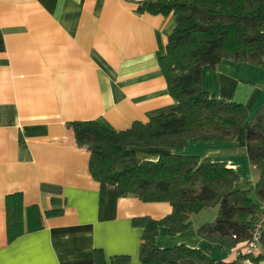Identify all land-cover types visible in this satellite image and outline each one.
Here are the masks:
<instances>
[{
  "label": "crops",
  "instance_id": "crops-1",
  "mask_svg": "<svg viewBox=\"0 0 264 264\" xmlns=\"http://www.w3.org/2000/svg\"><path fill=\"white\" fill-rule=\"evenodd\" d=\"M139 1L0 0V264H91L95 250L106 264L114 256L142 264L143 228L133 218L171 212L167 201L118 196L113 184L101 201L90 152L67 126L95 120L118 131L157 113L181 112L158 63L175 16L136 12ZM201 81L211 97L243 103L249 120L264 103V67L223 59L215 69L204 66ZM164 151L225 162L238 173L239 189H252L258 179L245 147L234 140L189 139L179 149L149 147L137 156L155 160ZM15 192L22 194L25 230L9 242L5 200ZM33 207L41 228L35 227ZM53 208L62 212L46 216ZM203 212L192 214L191 225L175 234L159 226L155 244L183 243L227 264H264L236 261L238 251L200 237L197 228L217 210ZM176 264L202 263L183 258Z\"/></svg>",
  "mask_w": 264,
  "mask_h": 264
},
{
  "label": "trees",
  "instance_id": "trees-1",
  "mask_svg": "<svg viewBox=\"0 0 264 264\" xmlns=\"http://www.w3.org/2000/svg\"><path fill=\"white\" fill-rule=\"evenodd\" d=\"M135 11L175 16L158 63L167 91L179 103L181 112L157 113L118 131L95 120H74L67 126L73 130L77 144L90 152L89 171L99 182L101 201L106 185L113 184L118 196L136 195L145 202L170 203L171 212L160 219L133 218V224L143 228L139 248L142 264H176L183 258L202 264H227L183 243L159 248L155 237L159 226L175 234L191 225L192 214L217 207L216 217L196 232L229 252L250 237L253 222L264 209V103L249 120L243 103L211 97L201 81L202 68L215 69L223 59L264 67V0H142ZM189 139L234 140L244 146L250 164L259 173L254 188H237L235 169L208 156L170 151L155 160L137 156L138 149L143 148L179 149ZM56 202L52 199L53 204ZM5 206L10 242L25 230L22 194H8ZM61 212L53 208L45 215ZM33 214L35 227L41 228L36 207ZM260 244L256 257L241 254L236 261L264 260V233ZM110 261L125 264L128 257L114 256ZM91 264H106L102 251H94Z\"/></svg>",
  "mask_w": 264,
  "mask_h": 264
},
{
  "label": "built area",
  "instance_id": "built-area-1",
  "mask_svg": "<svg viewBox=\"0 0 264 264\" xmlns=\"http://www.w3.org/2000/svg\"><path fill=\"white\" fill-rule=\"evenodd\" d=\"M262 233H264V209L261 210L253 222L250 237L245 241L239 242L233 249L238 251L239 255L246 254L256 257L260 252Z\"/></svg>",
  "mask_w": 264,
  "mask_h": 264
},
{
  "label": "rangeland",
  "instance_id": "rangeland-1",
  "mask_svg": "<svg viewBox=\"0 0 264 264\" xmlns=\"http://www.w3.org/2000/svg\"><path fill=\"white\" fill-rule=\"evenodd\" d=\"M251 174L253 175V177L255 178L256 176L258 177L259 176V173H258V171L257 170H251ZM255 185V184H254ZM254 185H253V188H254ZM252 188V189H253ZM217 210V208H214V207H207V208H205V212H203L204 214H202V215H205V216H209L210 215V213L212 212V211H214V210ZM197 220H198V218H197Z\"/></svg>",
  "mask_w": 264,
  "mask_h": 264
}]
</instances>
